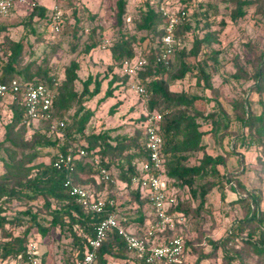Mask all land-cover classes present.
<instances>
[{"label": "trees", "instance_id": "1", "mask_svg": "<svg viewBox=\"0 0 264 264\" xmlns=\"http://www.w3.org/2000/svg\"><path fill=\"white\" fill-rule=\"evenodd\" d=\"M236 3V12L232 14L234 20L245 15V6L250 4L251 0H236ZM117 6V23L122 24L127 12V0H118ZM158 8L153 6L150 1H146L143 10H141V24L139 25L141 29L153 32L156 36L157 41L153 49L138 55L134 42L142 46L146 35L136 38L133 35L120 33L118 39L111 45V52L114 60L119 64H122L124 59H133L137 56L148 59V63L139 70L138 78L146 88V92L141 94L142 97H149L147 111L158 110L163 113L161 134L164 139L165 163L161 172L167 179L169 190L176 198L175 203L170 207V213H182L183 216L193 213L199 216L201 210L205 208L207 195L214 186L236 190V181H238L233 173L227 174L220 171L218 165L225 163V156H215L207 151V145L203 142L205 134L208 132L218 133L222 141L228 136H233V139L229 138L231 147L226 151L227 156L232 155L237 144L248 147L253 144L261 145L264 143V107L260 113H256L253 106L254 101L247 98L236 101L229 111L217 100L216 109L206 111L197 105L200 100L205 98L203 95L172 90L170 82L187 78L192 67L181 61L180 67L172 73L175 56L181 60L186 53L177 42L179 39L178 24L174 33L176 46L169 62L166 63L158 59L163 51L162 39L166 25V15ZM208 8L215 9L212 4H209ZM55 15L56 13H49L46 6L36 2L30 18L32 20L35 16L49 17L53 26L52 30L55 31V25L58 24L57 32H60L64 21L63 19L56 21ZM89 16L93 17L91 13ZM6 30L7 27L0 21V34ZM62 34H66L65 29ZM207 40V38L196 39L191 53L193 55L200 54L202 43ZM97 45L98 40L95 39L87 49L90 50ZM217 53V50L202 51L203 57L206 59H214ZM24 59L23 40H15L5 35L4 40H0V82H9L18 78L23 84L26 82L44 83L48 86L52 84L53 77L49 75L47 68L43 69V74L33 78V75L28 73L29 64L21 67ZM197 67L196 76L209 82L210 75L206 69L202 65ZM77 69L78 64L75 61L67 68L64 88L59 91L53 101L50 117L40 116L33 120L29 119L24 89L16 94H7L13 99L10 105L12 116L7 125L6 138L0 141V149L6 146L10 150L11 147L7 146V142L12 146L26 149L25 155L29 162L40 155L41 149L52 150L53 154L50 163H40L34 172L31 167H26L25 163L5 161L7 170L0 174L1 261L17 258L21 253L26 252L28 244L32 241L30 235L33 228L44 236L49 235L56 227L68 229L72 236L73 251L70 252L72 255H69L65 264H75L76 260L83 256L89 240L95 235L97 225L107 215V212L96 213L83 206L65 186V181L69 176L80 184L90 186L96 193L104 195L107 198L108 211L118 209L119 215L126 218L125 221L121 220V224L125 228H132L135 234L144 236L146 229L155 221L147 190L133 187L131 184L132 177L141 173V162L148 158L147 136L143 128L146 111L135 118L136 128L132 134L118 132L113 135V130H117L118 127L101 129L98 132L89 129L95 110L90 109L87 102L102 92L103 95L99 97L98 103L107 101L116 95V91L122 87H128L132 80L131 77L124 74L121 78L118 71L111 73V77L110 73L104 76L99 73L89 74L82 81L81 91H78L73 88V84L79 78ZM239 73L244 76L248 75L240 65L236 72L237 77ZM166 74H170V82L164 79ZM253 78L257 82L252 88V92L259 94V103L264 105L262 96L264 94V62L256 68ZM208 86L211 87V84ZM3 96L5 95H0V97ZM205 99L206 101L213 100ZM120 103L121 101H118L112 105L111 113L115 112ZM75 104L78 107L73 114L68 118L65 117V111L71 110ZM56 119L63 122L64 125H59V129L55 130L53 134L49 133L47 129ZM202 122L209 123L210 129H202ZM16 128H22V130L29 128L34 133L30 138L25 139L21 135H13ZM69 146L86 148L89 156L96 155L98 157V162L90 163L86 157H81L76 160L73 172L68 173L66 170L58 169L54 166L56 152L65 151ZM200 152L202 155L198 156L197 154ZM102 167L110 171L116 168L117 173L111 171V176L119 182V185L131 189L137 202L135 217H131L130 212L122 208V204L118 202L115 195L117 183L104 178L101 181L95 179L88 183L82 177L84 173L99 175V169ZM208 176H213L218 180L202 182ZM186 187L194 197L200 198L196 208L185 205L179 200L180 191ZM233 193L235 194L233 203L242 206L245 211L244 218L233 223L221 241L213 239H208V241L214 248H218L242 239L257 253L264 256V210L259 206L260 199L254 195L243 196L239 191ZM22 196L32 202L43 200L42 207L45 215H41L42 213L38 209L28 208L22 212L23 215L11 217L7 213V204L13 198ZM145 205L149 208L148 213L144 210ZM24 224L26 225L25 229L20 233H13L15 227ZM246 230L247 234L245 235ZM174 232L175 229H169L166 233L170 235ZM176 234L183 238L186 250L190 244L189 241L184 238V235ZM110 258L123 260L124 264H148L144 257L129 248L126 239L117 228L108 232L106 239L98 249L96 264H110ZM230 258L232 255L227 256V259ZM42 260L43 264H51L44 253H42ZM171 264H182V261Z\"/></svg>", "mask_w": 264, "mask_h": 264}, {"label": "rangeland", "instance_id": "2", "mask_svg": "<svg viewBox=\"0 0 264 264\" xmlns=\"http://www.w3.org/2000/svg\"><path fill=\"white\" fill-rule=\"evenodd\" d=\"M117 1L16 0V5L10 13L0 19L7 27V30L0 34V40H4L5 35L15 40L22 39L25 59L21 67L29 64L28 73L32 74L33 78L43 74V69L47 68L49 75L53 77L49 86L56 95L64 88L67 68L75 61L78 64L79 78L73 84V88L81 91L82 81L89 74L99 73L104 76L110 73L111 77V73L118 71L121 78L124 74L129 75L123 67V62L119 64L115 61L111 52V45L118 39L120 33L133 35L136 38L146 35L142 46L134 42L138 55L154 48L157 41L154 33L139 27L141 10L145 2L150 1L156 8L159 7L158 9L162 11L164 8L178 18L177 42L186 53L181 60L175 56L172 73L180 67L181 61L192 67L190 75L184 79L170 82V74L164 76V79L171 83V89L197 93L213 99L206 101L204 98L198 102L197 105L206 111H214L217 100L231 111L236 101L250 98L254 101V110L260 113L264 105L259 103L260 96L253 93L252 88L257 82L253 78V73L264 62V0H251V3L245 6V15L237 20L232 18L237 8L236 0H127V12L122 24L117 23ZM36 2L46 6L49 13L61 12L59 21L63 19L64 25L62 23L60 32L52 30L49 17L35 16L31 20L30 15ZM209 4L214 5L215 9L210 10ZM89 13L93 17H90ZM64 29L66 34H62ZM206 38L208 40L202 43V51L217 50L214 59L204 58L202 51L198 55L191 53L196 39ZM95 39L98 40V45L88 50V45ZM198 65H202L209 73V82L196 76ZM238 65L246 71L247 76L241 73L236 76ZM107 81L108 78L105 80V86ZM209 84L211 87L208 86ZM115 93L114 97L101 104L98 103V99L103 92L87 102L90 109L95 110L89 126L90 131L98 132L101 129L118 127L117 130H113V135L118 132L132 134L136 128L135 118L144 111L148 112V96L142 97L129 86L122 87ZM262 96L264 99V94ZM12 101L9 95L0 97V141L6 138L7 125L12 116L10 110ZM118 101L121 103L115 112L111 113L112 105ZM77 107L78 105L75 104L71 110L65 111V117H70ZM59 123V120H54L47 131L53 134L59 129ZM210 127L209 123L202 122V129L209 130ZM33 133L29 128L24 130L16 128L13 131V135H21L25 139L30 138ZM229 138L233 139V136H228L222 141L218 133L208 132L203 142L207 145L209 153L225 156V163L218 167L222 173L236 175L238 179L236 190L216 185L209 191L205 208L201 210L199 216L192 213L185 214L182 218L177 217L180 220L176 223L174 233L184 235L190 243L182 257V264H229V261L231 264H264V256L242 239L218 248H214L208 241V239L221 241L227 235L229 227L244 218L245 211L242 206L233 203L234 191L241 192L243 196H257L260 199L259 206L264 210V143L253 144L250 147L237 144L232 155L227 156L226 151L231 147ZM7 146L11 149L8 150L6 146L0 149V174L7 170L5 161L25 163L26 167H31L34 172L40 163H50L53 154L52 150L41 149L40 155L29 162L25 155L26 149L12 146L9 142ZM197 155L201 156L202 152ZM88 160L93 163L91 157ZM111 171L117 173L116 168ZM82 177L88 183L95 179L103 180L100 175L92 173H84ZM217 180L213 176H208L202 182ZM115 195L122 208L127 209L131 217H135L137 202L131 189L118 184ZM179 200L193 208H196L200 202V198L194 197L187 187L180 191ZM42 204L41 199L32 202L24 196L15 197L7 204V213L11 217L23 215L22 212L30 208L38 209L41 215H45ZM144 210L148 213L147 205L144 206ZM25 227V224L15 227L13 233H20ZM244 234H247V230ZM30 236V239L37 244L40 253H44L51 264H65L69 255H72V236L68 229L56 227L49 235L44 236L33 228ZM229 255H232V258L227 259ZM110 264H124V261L110 258Z\"/></svg>", "mask_w": 264, "mask_h": 264}, {"label": "built area", "instance_id": "3", "mask_svg": "<svg viewBox=\"0 0 264 264\" xmlns=\"http://www.w3.org/2000/svg\"><path fill=\"white\" fill-rule=\"evenodd\" d=\"M15 5L16 0H0V16L9 14ZM162 9L166 15V25L162 39L163 51L158 59L168 63L176 46L174 33L178 18L165 11L164 8ZM60 16L61 12L55 15L56 21H59ZM55 29L59 30L58 24L55 25ZM147 63L148 59L143 56L124 59L123 61V67L132 79L129 88L138 94L146 92L145 86L138 78V72ZM22 89L25 90L27 115L30 120L40 116H51V107L56 93L48 85L32 82L23 84L18 78L9 82H0V95L16 94ZM162 119L163 113L158 110L146 112L143 128L147 136L148 158L140 164L141 173L133 176L131 180L133 187H141L147 190L151 212L155 218V221L146 229L144 236L135 234L121 224V220L125 221L126 218L119 215L118 209L108 211L107 198L104 195L96 193L90 186L80 184L70 176L66 179L65 186L83 206L96 213L107 212V215L97 225L95 235L89 240L85 253L76 260L75 264H96L98 249L106 239L108 232L114 228H117L124 236L129 248L144 257L148 264L181 262L185 252L183 238L176 233L170 235L166 233L169 229H175L176 223L180 220L177 217L182 218L183 214L170 213V207L175 203L176 198L173 192L169 190L167 179L161 172L165 163L164 139L161 134ZM59 124L64 125L63 122ZM81 157L87 159L91 157L93 163L98 162V157L96 155L89 156L86 148L69 146L65 151L56 152L54 166L71 173L75 170L76 160ZM99 175L105 180L119 184L107 168H100ZM0 264H43L42 253H40L37 244L31 241L25 253H21L17 258L0 260Z\"/></svg>", "mask_w": 264, "mask_h": 264}, {"label": "crops", "instance_id": "4", "mask_svg": "<svg viewBox=\"0 0 264 264\" xmlns=\"http://www.w3.org/2000/svg\"><path fill=\"white\" fill-rule=\"evenodd\" d=\"M130 230H132V231H133V229H132V228H130Z\"/></svg>", "mask_w": 264, "mask_h": 264}]
</instances>
